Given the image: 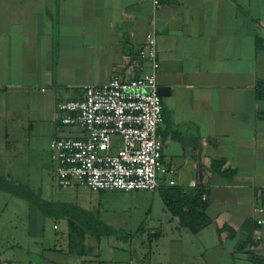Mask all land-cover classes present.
Listing matches in <instances>:
<instances>
[{"label":"crops","instance_id":"crops-1","mask_svg":"<svg viewBox=\"0 0 264 264\" xmlns=\"http://www.w3.org/2000/svg\"><path fill=\"white\" fill-rule=\"evenodd\" d=\"M156 1L0 0V173L11 179L8 151H21V134L33 140L45 126L49 142L62 138L57 103L115 76L147 73L139 52L154 32L156 83L168 90L158 128L163 166L176 168L175 186L203 190L210 222L198 233L180 227L158 192L74 189L64 190L70 198L49 199L32 189L52 206L42 213L25 201L28 228L23 246L15 245L23 264L264 260V100L254 91L264 80V0ZM29 139L21 151L27 158L35 156ZM228 170L232 177L221 175ZM149 193L162 205L160 215ZM72 217L85 231L80 256L67 249ZM0 264L16 263L0 254Z\"/></svg>","mask_w":264,"mask_h":264},{"label":"built area","instance_id":"built-area-1","mask_svg":"<svg viewBox=\"0 0 264 264\" xmlns=\"http://www.w3.org/2000/svg\"><path fill=\"white\" fill-rule=\"evenodd\" d=\"M156 48L154 32L146 34L139 56L147 73L127 80L115 76L85 86L77 99L57 103L61 126L81 133L49 142L50 168L59 189L153 193L160 180L176 184V168L162 162L158 128L164 107L156 83Z\"/></svg>","mask_w":264,"mask_h":264},{"label":"rangeland","instance_id":"rangeland-1","mask_svg":"<svg viewBox=\"0 0 264 264\" xmlns=\"http://www.w3.org/2000/svg\"><path fill=\"white\" fill-rule=\"evenodd\" d=\"M12 128L13 125L8 121V133H11ZM59 129L60 137L65 139L71 138L74 136V134L79 133V131L73 127L59 126ZM27 133L28 136L26 138L28 139L31 137V140L29 139L28 143H31L32 149H35V156L31 157V155H29L28 158L24 157L21 151L23 150L25 143H27V139L25 142L23 140L24 138H22L23 134H21V140H19L21 151H17V148L14 151H8V162L11 163L12 161L13 166L7 168L6 174L9 175L16 183H20L24 186L26 185V187L30 189L34 190L41 188L43 195L46 198H70V196L66 194L67 191L59 189L55 184V179L49 166V138L46 133L45 126L43 127L40 136L35 137L33 140L30 132ZM14 153L17 154L16 158L13 156ZM147 196L149 201H151L152 198H155L153 200V214L156 216L160 215L163 207L160 205V203H158L157 196L152 195L151 193L147 194ZM132 199L134 201V197ZM27 207L28 205L25 201L10 195L8 192L0 190V254L2 257H4V259L8 261L12 260V262L16 264H23V262H20L19 260L21 250L16 248L15 245L17 242H19L23 246L22 232L27 230L28 225L26 224L25 220H21V214L25 213L24 209ZM139 248V241L134 239L132 243V250L137 251ZM126 250L128 253H130L129 246H127ZM127 252H115L114 255L116 257H125L128 254ZM132 258L137 261H140L141 259L140 257H135L134 255ZM222 264H228V262Z\"/></svg>","mask_w":264,"mask_h":264},{"label":"trees","instance_id":"trees-1","mask_svg":"<svg viewBox=\"0 0 264 264\" xmlns=\"http://www.w3.org/2000/svg\"><path fill=\"white\" fill-rule=\"evenodd\" d=\"M256 47H259V42ZM254 91L257 100H264V80L256 82ZM220 173L225 178H230L234 175V170L220 171ZM0 190L26 201L42 213H47L51 209L52 204L43 200L39 192L36 193L2 174H0ZM158 194L165 209L177 218L179 226L188 229L191 233H198L210 222L206 215L208 203L203 199L202 189L167 186L163 180H160ZM62 207L65 208L66 205H61ZM95 223L98 225L97 222ZM100 225L106 234L114 233L109 226ZM84 233V229L75 218L68 220V253L75 256L86 253ZM249 259L253 264H264V260L255 256H250Z\"/></svg>","mask_w":264,"mask_h":264},{"label":"water","instance_id":"water-1","mask_svg":"<svg viewBox=\"0 0 264 264\" xmlns=\"http://www.w3.org/2000/svg\"><path fill=\"white\" fill-rule=\"evenodd\" d=\"M168 92L167 88H158L159 96H164Z\"/></svg>","mask_w":264,"mask_h":264}]
</instances>
